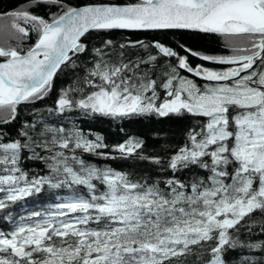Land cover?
I'll list each match as a JSON object with an SVG mask.
<instances>
[{"label": "snow or ice", "instance_id": "1", "mask_svg": "<svg viewBox=\"0 0 264 264\" xmlns=\"http://www.w3.org/2000/svg\"><path fill=\"white\" fill-rule=\"evenodd\" d=\"M30 4L58 12L50 19L23 7L0 12V20L8 21L0 24V211L45 186L68 189L70 195L17 220L8 212L12 228L0 230V264H173L190 256L199 264H225L226 248H264V241L245 243L235 234L242 221L249 230L257 224L251 220L255 212L264 214V0ZM90 30H192L239 38L229 41L233 54L228 56L178 45L186 53L181 55L156 42L157 55L127 60L122 51H108L112 41H105L92 50L83 76L61 89L47 110L50 115L79 110L108 117L198 118L167 160L140 156L161 166L158 178L97 167L84 154L107 155L101 137L90 139L74 123L65 128L38 112L14 135L4 131L15 123L22 103L48 94L58 71L80 67L73 57L87 51L81 38ZM31 33L36 42L25 50ZM137 45L149 48L139 41L131 46ZM189 56L230 66L220 71L193 67ZM182 70L213 83L199 86ZM139 149L138 140L115 148L125 157ZM26 153L27 159L43 161L47 174L29 176L21 166ZM192 169L196 173L187 179L176 175ZM168 171L172 174L165 175ZM259 223L264 232V220Z\"/></svg>", "mask_w": 264, "mask_h": 264}, {"label": "trees", "instance_id": "2", "mask_svg": "<svg viewBox=\"0 0 264 264\" xmlns=\"http://www.w3.org/2000/svg\"><path fill=\"white\" fill-rule=\"evenodd\" d=\"M137 0H67L71 6H86L88 4H118L128 5L137 3ZM29 8L33 13L44 16L50 19L51 13L58 12L56 7L37 6L32 7L30 0H0V12L11 11L18 8ZM7 20H0V24H7ZM36 34L31 33L22 47L26 50L33 46L36 42ZM235 38L225 37L217 34H207L193 31L182 30H155V31H138V30H92L83 38L82 42L87 45V51L73 57L76 63L80 66L73 72L69 68H64L63 71H58L52 82L51 90L43 99L37 100L34 103H22L19 106V115L15 123L9 124L4 131L10 135H14L19 124L24 120L33 118V114L38 112L40 117L50 123L57 125L62 124L65 128H71L74 123L88 134L90 139H95L97 136L102 138V142L107 145L101 149L107 155L99 156L85 153L84 158L90 163L99 168H112L116 171L129 173L132 177L151 176L154 179L158 178L156 174L160 172L161 166L150 161L140 159V156H155L159 155L167 160L175 150L183 146L187 140V134L191 127L196 125V118L183 116L182 118L175 114H169L165 117H160L153 114L131 115L124 117H108L99 114L84 115L79 110L67 112L59 115H50L47 111L55 106V102L60 94L61 89L72 85L78 76H83L82 69L85 66H91L92 50L100 48L105 41H112V47L108 51L113 54L123 52L125 60L128 58L136 59L138 56L147 58V54L157 55V49L154 44L160 42L165 46L173 48L180 52L181 55L186 54L178 47L183 45L186 48L202 54L209 55H224L227 52V43ZM143 42L149 45L146 50L138 45L132 47L136 42ZM15 45V41L12 42ZM120 45H126L121 49ZM113 55V59H115ZM189 61L194 63L195 57L189 56ZM165 63L163 57L159 61ZM175 63V60H172ZM142 67H147L143 66ZM159 69L157 68V74ZM82 86V85H79ZM161 98L164 96L162 90L159 91ZM73 96L78 97V94L73 93ZM129 140L142 142V149L132 156H123L115 148L121 143ZM30 153L25 154V159L22 162V168L29 173V176L34 174L45 175L47 169L40 160L27 159ZM196 173V169L182 170L177 172L178 178L187 179ZM170 171L165 175H171ZM200 174H204V170H200ZM81 193L85 190L77 189ZM70 195L68 189H49L45 186L44 190L39 194L27 197L24 200L13 205L6 211H0V230L11 231L12 223L5 219L8 212H11L13 220H17L20 216H27L32 211H45L58 203V197L63 198ZM248 220V218H246ZM251 220L257 221V224L249 230L247 227L237 225L239 232L235 233L240 240L248 243H258L264 241V232L261 231L259 221L264 220V214L255 212ZM251 223V221H249ZM232 230H230V233ZM225 264H264V248L237 247L235 249L226 248L224 252ZM173 264H199L197 256H190L174 261Z\"/></svg>", "mask_w": 264, "mask_h": 264}, {"label": "flooded vegetation", "instance_id": "3", "mask_svg": "<svg viewBox=\"0 0 264 264\" xmlns=\"http://www.w3.org/2000/svg\"><path fill=\"white\" fill-rule=\"evenodd\" d=\"M227 52L226 54L222 55V56H228V55H232L233 52L231 50V48L229 47V43H227ZM185 55V54H183ZM195 57V56H193ZM189 60V58H188ZM189 63L193 66V67H196L197 65H202L203 67H207L211 70H216V71H220V70H225L227 69L230 65H223V64H218V63H215V62H211V61H203L201 59H199L198 57H195V61L194 63H191V61H189ZM182 76H185V77H188L190 79H193L195 81V83L199 86H203L205 84H208V83H213V82H209V81H206L205 79L201 78V77H195L193 76V74L191 73H188L187 71H181L180 73ZM186 116V115H184ZM189 116V115H187ZM181 118L183 116H180ZM192 117V116H190ZM192 118H195V117H192ZM197 119V118H196Z\"/></svg>", "mask_w": 264, "mask_h": 264}, {"label": "water", "instance_id": "4", "mask_svg": "<svg viewBox=\"0 0 264 264\" xmlns=\"http://www.w3.org/2000/svg\"><path fill=\"white\" fill-rule=\"evenodd\" d=\"M138 1V0H137ZM101 5H103V4H101ZM115 5H118V4H115ZM120 6H125V5H120ZM90 31H92V30H90ZM89 31V32H90ZM138 31H141V32H143V31H155V30H138ZM189 31H192V30H189ZM196 32H198V31H196ZM83 38V37H82ZM82 38H81V41H82ZM218 63V62H217ZM221 64V63H220Z\"/></svg>", "mask_w": 264, "mask_h": 264}, {"label": "rangeland", "instance_id": "5", "mask_svg": "<svg viewBox=\"0 0 264 264\" xmlns=\"http://www.w3.org/2000/svg\"><path fill=\"white\" fill-rule=\"evenodd\" d=\"M233 40H236V41H238V40H239V38H236V39H233Z\"/></svg>", "mask_w": 264, "mask_h": 264}, {"label": "bare ground", "instance_id": "6", "mask_svg": "<svg viewBox=\"0 0 264 264\" xmlns=\"http://www.w3.org/2000/svg\"><path fill=\"white\" fill-rule=\"evenodd\" d=\"M215 63H217V62H215ZM218 64H220V63H218ZM160 101H157V103H159Z\"/></svg>", "mask_w": 264, "mask_h": 264}]
</instances>
